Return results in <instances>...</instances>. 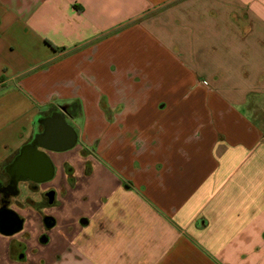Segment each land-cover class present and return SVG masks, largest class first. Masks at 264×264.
<instances>
[{
  "label": "crops",
  "instance_id": "1",
  "mask_svg": "<svg viewBox=\"0 0 264 264\" xmlns=\"http://www.w3.org/2000/svg\"><path fill=\"white\" fill-rule=\"evenodd\" d=\"M0 183V264H264V0H0Z\"/></svg>",
  "mask_w": 264,
  "mask_h": 264
},
{
  "label": "water",
  "instance_id": "2",
  "mask_svg": "<svg viewBox=\"0 0 264 264\" xmlns=\"http://www.w3.org/2000/svg\"><path fill=\"white\" fill-rule=\"evenodd\" d=\"M77 141V134L74 128L67 122L65 115L60 114V118L56 122L50 121L46 124L45 131L40 135L39 140L32 144L33 149L38 145H42L52 150H66L75 145ZM28 156L29 162L32 164L27 167V174L29 176L40 175L39 168L49 166L50 161L48 156L42 151H35L33 154H24L17 158L18 162H23ZM51 201L53 200V193H49Z\"/></svg>",
  "mask_w": 264,
  "mask_h": 264
},
{
  "label": "flooded vegetation",
  "instance_id": "3",
  "mask_svg": "<svg viewBox=\"0 0 264 264\" xmlns=\"http://www.w3.org/2000/svg\"><path fill=\"white\" fill-rule=\"evenodd\" d=\"M63 110H64V113H67L68 114V112L65 110V108L63 107ZM58 114V113H57ZM60 115V114H59ZM54 118H57L56 117V115H51V117H44V119H42V120H44V127H43V130L41 131V130H39V131H36V133L33 135V137H32V140H31V145L34 143V142H37L38 140H39V137H40V135H42L43 134V132L45 131V127H46V124L47 123H49L48 121L50 120V121H53V119ZM60 118V117H59ZM7 187H11V183H8V184H1L0 183V189L1 190H3L4 188H7ZM8 195H6L5 197V199H6V201H5V205H4V207L0 210V212H2V214L1 215H5L9 220L11 219L10 218V216H11V210L7 207V199H9L8 197H7ZM4 212V213H3ZM6 219V218H5Z\"/></svg>",
  "mask_w": 264,
  "mask_h": 264
},
{
  "label": "trees",
  "instance_id": "4",
  "mask_svg": "<svg viewBox=\"0 0 264 264\" xmlns=\"http://www.w3.org/2000/svg\"><path fill=\"white\" fill-rule=\"evenodd\" d=\"M64 108L69 114H74L77 110L79 111L81 109V104L80 102L76 101L72 104H66ZM46 219L51 220L52 218L47 217Z\"/></svg>",
  "mask_w": 264,
  "mask_h": 264
}]
</instances>
